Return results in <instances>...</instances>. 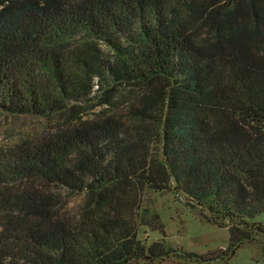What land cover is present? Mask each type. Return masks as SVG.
<instances>
[{"label":"trees","instance_id":"trees-1","mask_svg":"<svg viewBox=\"0 0 264 264\" xmlns=\"http://www.w3.org/2000/svg\"><path fill=\"white\" fill-rule=\"evenodd\" d=\"M0 110L56 118L0 145V264L167 256L145 189L264 234V0H0Z\"/></svg>","mask_w":264,"mask_h":264},{"label":"rangeland","instance_id":"rangeland-1","mask_svg":"<svg viewBox=\"0 0 264 264\" xmlns=\"http://www.w3.org/2000/svg\"><path fill=\"white\" fill-rule=\"evenodd\" d=\"M54 122L56 118L0 110V145L10 144L26 132L49 130ZM185 199L183 193L170 189L144 190L142 205L146 212L144 215L140 211L139 215L147 224L140 225L138 238L147 248L154 241H162L170 252L138 264H264V234L239 246L231 245L227 227L207 221L198 210L185 204ZM261 211L249 221L264 227V210Z\"/></svg>","mask_w":264,"mask_h":264}]
</instances>
